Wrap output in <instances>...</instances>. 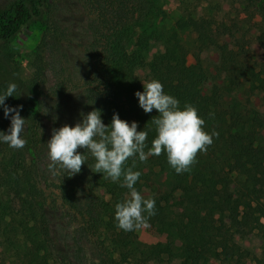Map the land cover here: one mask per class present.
Here are the masks:
<instances>
[{
  "label": "trees",
  "instance_id": "trees-1",
  "mask_svg": "<svg viewBox=\"0 0 264 264\" xmlns=\"http://www.w3.org/2000/svg\"><path fill=\"white\" fill-rule=\"evenodd\" d=\"M87 1L110 30L109 35L97 33L103 44L90 55L89 112L99 110L106 126L114 113L129 124L137 122V131L148 132V151L156 137L151 119L158 113H145L135 92L144 91L142 81L155 79L179 100L181 109L186 103L197 109L207 133L219 135L182 174L170 166L166 153L146 162L137 155L133 171L141 176L134 187L145 199L155 200L156 214L147 224L165 233L163 241L139 246L136 230L119 229L115 220V205L129 198V190L95 173L94 157L81 176L59 166L55 174L43 168L48 158L44 161L40 148L46 142L39 87L21 76L7 44L30 24L42 23L53 0L0 4V94L10 83L17 85L5 105L22 106L21 138L26 141L21 149L0 142V264H69L58 256L52 238L48 193L80 215L100 251L98 264H251L254 254L238 241L243 229L260 238L259 264H264V0H247L263 50L257 60L231 42L238 30L201 12L208 0H195L193 11L184 2L180 19L168 29L155 23L163 14L162 0ZM185 35L194 36L192 63ZM153 44L160 51L147 61ZM209 49L218 54L215 80L200 58ZM141 70H146V80L140 79ZM255 95L262 96L259 108ZM11 115L6 118L0 106V131L7 133ZM132 163L129 159L125 167Z\"/></svg>",
  "mask_w": 264,
  "mask_h": 264
},
{
  "label": "rangeland",
  "instance_id": "rangeland-1",
  "mask_svg": "<svg viewBox=\"0 0 264 264\" xmlns=\"http://www.w3.org/2000/svg\"><path fill=\"white\" fill-rule=\"evenodd\" d=\"M12 1L14 0H0V4L7 5ZM186 1L162 0L163 14L155 23L167 29L171 28L180 19L185 7L182 4ZM188 2V9L193 11L195 0ZM203 6L205 10L201 12L215 16L217 21H223L233 32L238 30V35L231 41L236 49H243L255 60L261 58L263 50L256 41V19L247 0H208ZM96 14L97 11L87 0H53L51 13L42 23L30 24L7 44L8 48L13 49L21 76L28 82L35 80L39 87L41 128L46 142L40 148L44 161L48 158L43 165L46 172H50L47 165L51 163L47 142L53 129H59L66 124L74 127L82 122L83 115L89 112L85 91L92 81L90 55L103 44V41L97 38V33H110L107 23L99 20ZM183 43L190 50L189 63H192L194 36L185 35ZM158 51L160 46L153 44L146 60L149 61ZM200 58L210 71L211 78L217 79L216 51L206 50ZM138 75L141 80L147 78L146 70L139 71ZM262 102V96L255 95V106L259 108ZM78 152L85 157V163L77 173L81 176L91 168L93 156L83 148L78 149ZM46 210L58 256L65 258L69 264H98L100 251L96 248L94 239L85 232L80 215L50 193ZM136 234L139 246L152 245L165 239L162 230L149 226L136 230ZM238 237L239 243L255 256L251 259V264H259L262 261L260 238L255 232H246L245 229ZM207 240L212 245V232L208 233Z\"/></svg>",
  "mask_w": 264,
  "mask_h": 264
},
{
  "label": "clouds",
  "instance_id": "clouds-1",
  "mask_svg": "<svg viewBox=\"0 0 264 264\" xmlns=\"http://www.w3.org/2000/svg\"><path fill=\"white\" fill-rule=\"evenodd\" d=\"M142 83L144 91L135 92L139 106L145 113H151L153 109L158 113L151 119L156 137L148 151H145L148 132L137 131V122L129 124L114 113L111 124L106 126L99 110L82 114V122L74 127L66 124L53 129L47 142L51 161L48 167L53 174L57 165L71 175L79 173L85 157L78 149L83 148L95 158V173H102L104 179L120 183L121 187L129 190V198L115 205L117 227L126 232L148 226V219L156 214L155 200L145 199L134 187L141 176V172L133 171L137 155L140 162H146L151 156L166 153L170 166L177 174H182L191 170L197 154L206 152L213 143V137L219 135L215 130L207 133L204 130L205 120L198 115L197 109L189 103L181 109L179 100L166 94L161 82L153 79ZM16 89L17 85L10 83L7 90L0 94L4 116L7 118L14 113L10 117L11 125L7 133L0 131V142L21 149L26 144L21 138L25 125V119L20 116L22 106L12 108L5 105L6 98L14 96ZM209 115L214 116L213 113ZM129 159L133 163L125 167Z\"/></svg>",
  "mask_w": 264,
  "mask_h": 264
}]
</instances>
